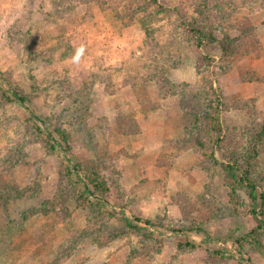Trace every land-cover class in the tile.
Wrapping results in <instances>:
<instances>
[{
  "label": "rangeland",
  "instance_id": "1",
  "mask_svg": "<svg viewBox=\"0 0 264 264\" xmlns=\"http://www.w3.org/2000/svg\"><path fill=\"white\" fill-rule=\"evenodd\" d=\"M120 1L0 0V73L27 95L30 111L71 135L72 163L96 166L118 197L113 215L79 207L62 176L63 153H47L28 112L0 100V235L19 233L0 264H264V238L260 251L243 247L250 259L236 254L234 239L254 226L248 199L239 191L244 206L229 204L221 170L196 153L191 134L193 117L216 98L226 142L241 156L264 121V0H210L225 21L216 36L234 35L230 22L256 27L259 55L231 60L216 45H194L186 30L192 8L181 0H157L168 11L148 30L124 24ZM203 56L214 62L199 69ZM254 175L264 190V153ZM14 186L29 191L17 198ZM54 196L68 209L64 220L25 218ZM123 216L165 229L150 227L147 239ZM191 226L199 231L170 229ZM186 238L197 248H180Z\"/></svg>",
  "mask_w": 264,
  "mask_h": 264
},
{
  "label": "trees",
  "instance_id": "2",
  "mask_svg": "<svg viewBox=\"0 0 264 264\" xmlns=\"http://www.w3.org/2000/svg\"><path fill=\"white\" fill-rule=\"evenodd\" d=\"M84 1V0H82ZM54 2V1H53ZM123 4V0L120 1ZM119 2V3H120ZM224 6L225 1H220ZM183 6L191 7L190 21L186 30L194 45L200 48L203 45H216L221 59H238L247 55H259V37L254 27L248 20H241L236 24L230 22L234 30V35L224 33L220 37L216 36V30L219 25H223L213 10L211 9L210 0H181ZM54 4V3H53ZM229 9L236 11L239 6L228 1ZM112 5L104 6V10L109 9ZM184 8V7H181ZM115 11L118 12L115 7ZM168 8L162 6L157 0H126L125 16L122 18L125 25L136 24L142 29L148 30L149 24L159 13L167 12ZM180 14V9H176ZM225 19L230 21L226 12ZM156 20V19H155ZM213 60L206 56L199 57L197 67L209 68ZM0 100L3 103H16L19 107L28 112V120L33 131L40 137L47 153L56 155L61 151L64 155L63 160V177L68 181L71 187L74 199L79 207L86 208L92 205L99 208V212L113 215L114 205L117 204V198L112 194L107 181L101 176L96 166H89L80 163H72L73 145L71 135L62 128L61 125L54 123L46 116L39 114L36 116L26 107L29 98L20 89L12 87L4 73H0ZM222 105L218 98L216 104L207 109L203 114H196L193 117L192 144L193 149L202 158L209 160L215 169H220L223 178V186L228 190L229 204L235 209L238 206L243 207L242 200L237 194L243 191L248 199L249 205L244 208V212L252 219L254 226L245 234L234 239L236 254L242 257L243 247L260 251L263 249L262 240L264 238V190L258 182L254 173L258 167V158L264 153V121L256 122L246 137V149L241 156L238 147L227 143V137L224 134L222 125ZM238 144V143H236ZM17 198H21L29 191V187L19 189L17 186L12 190ZM111 207L109 213L105 208ZM69 215L68 209L58 196L51 200L41 203L38 208H31L25 218L33 216H44L50 218L53 222L64 220ZM124 224L142 234L144 238L150 239V227H159L165 229L160 224L148 219H139L133 217H122ZM143 224L144 226H141ZM170 228V227H169ZM173 232H184L183 230L199 231L194 226L188 227H171ZM16 234L17 231L15 232ZM2 238L0 235V257L16 249L15 237L17 235ZM208 240H212L208 237ZM182 249L193 250L197 244L186 238L183 243L178 244ZM224 251L229 252V249ZM215 254L222 256L224 253ZM248 259L250 257L245 254ZM235 258V257H232Z\"/></svg>",
  "mask_w": 264,
  "mask_h": 264
},
{
  "label": "clouds",
  "instance_id": "3",
  "mask_svg": "<svg viewBox=\"0 0 264 264\" xmlns=\"http://www.w3.org/2000/svg\"><path fill=\"white\" fill-rule=\"evenodd\" d=\"M83 51H84L83 46H81V48L77 49L76 54L73 57L74 62H79L81 56L83 55Z\"/></svg>",
  "mask_w": 264,
  "mask_h": 264
}]
</instances>
